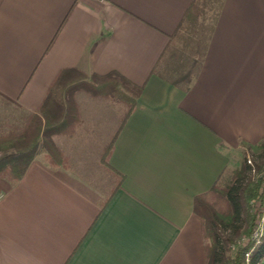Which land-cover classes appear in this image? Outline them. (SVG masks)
<instances>
[{
	"label": "crops",
	"instance_id": "0c3cea01",
	"mask_svg": "<svg viewBox=\"0 0 264 264\" xmlns=\"http://www.w3.org/2000/svg\"><path fill=\"white\" fill-rule=\"evenodd\" d=\"M71 68L142 86L136 107L108 167L104 145L93 168L76 161L81 114L57 145L69 168L38 152L0 179V264H204L194 198L264 137V0H0V106L35 111Z\"/></svg>",
	"mask_w": 264,
	"mask_h": 264
},
{
	"label": "trees",
	"instance_id": "16d2710c",
	"mask_svg": "<svg viewBox=\"0 0 264 264\" xmlns=\"http://www.w3.org/2000/svg\"><path fill=\"white\" fill-rule=\"evenodd\" d=\"M201 14V7L193 2L186 18L194 21ZM183 80L189 82L187 77ZM141 90L142 86L116 71L102 75L86 74L76 68L59 71L35 111L26 113L17 124L0 125V179L10 185L18 182L38 152L50 168H69L68 157L53 139L73 138L82 125L80 108L74 98L77 92L121 107L119 125L102 150L100 161L107 166L116 135L134 111ZM240 145L245 155L229 172L228 180L215 183L194 198L193 213L200 222L204 241V264H245L244 254L251 246L249 236L257 211L264 203V137L257 144L240 142ZM113 175V187L102 206L121 185L122 175ZM263 256L264 236L251 252L250 264Z\"/></svg>",
	"mask_w": 264,
	"mask_h": 264
},
{
	"label": "rangeland",
	"instance_id": "374dc122",
	"mask_svg": "<svg viewBox=\"0 0 264 264\" xmlns=\"http://www.w3.org/2000/svg\"><path fill=\"white\" fill-rule=\"evenodd\" d=\"M173 61L174 65L178 63L177 54L175 57L172 58V62ZM74 98L78 103L79 108H81L80 112L85 121V128H83V133H81L79 139V141H81V139L84 140V145L79 147V141H77L76 143L73 142L71 146H77V154L74 155L75 158L77 157L76 161L80 160V158L83 156L86 159V165L90 168H93L94 159L98 155H96V152L98 151L99 153L101 147L108 143L112 134L115 132V129L118 126L119 116L121 114V107L117 104L107 102L103 99L96 97L94 98L84 92H77ZM91 114H97V118H90L89 115ZM25 115L26 114L20 115V113H18L17 111H12L9 108L0 106V125L17 124L20 122V119L23 118ZM65 139L67 138L59 136L54 137L53 140L57 146L63 141H65ZM64 146L67 147V145ZM232 154L233 155H231V158H233L234 167H236L245 155V152L242 154L240 152H233ZM248 158H250V156H248ZM229 169H231V165Z\"/></svg>",
	"mask_w": 264,
	"mask_h": 264
},
{
	"label": "built area",
	"instance_id": "2783aa9c",
	"mask_svg": "<svg viewBox=\"0 0 264 264\" xmlns=\"http://www.w3.org/2000/svg\"><path fill=\"white\" fill-rule=\"evenodd\" d=\"M254 211L257 210L254 209ZM257 213L258 215L255 221V226L249 236L251 246L250 249L244 254L245 264H250V254L253 249L260 244L261 239L264 236V203L261 206L259 212L257 211ZM255 264H264V256L261 257Z\"/></svg>",
	"mask_w": 264,
	"mask_h": 264
}]
</instances>
